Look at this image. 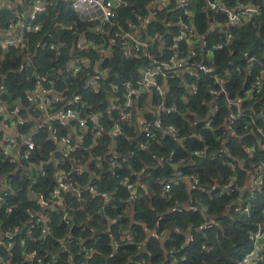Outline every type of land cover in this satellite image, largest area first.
Returning <instances> with one entry per match:
<instances>
[{"label":"trees","instance_id":"1","mask_svg":"<svg viewBox=\"0 0 264 264\" xmlns=\"http://www.w3.org/2000/svg\"><path fill=\"white\" fill-rule=\"evenodd\" d=\"M148 1L125 0L117 10V20L123 24L128 19L134 20L145 11ZM191 1L189 10L198 32L205 33L209 42L218 40L220 29L204 9V0ZM223 1L228 5L235 2ZM240 1L258 5L261 11L243 24L232 27L231 39L215 51L212 63L223 71L224 87L231 98L242 99L245 91L261 80V93L241 103L242 112L253 109L257 114L264 109V0ZM63 9H66V16L61 21L81 30L89 27V24L79 23L70 9ZM53 12V8L49 7L41 17L45 29L53 25ZM8 13L7 9L0 11V22H4ZM167 14L162 10L158 20L148 25L147 31L165 32L167 27L161 19ZM175 14L171 13L173 16ZM216 19L222 20L221 17ZM168 31L169 35L165 37L167 44L172 40L175 27H169ZM61 35L69 40L64 32ZM34 49V66L39 71H47V67L55 63V57L34 46L29 52L21 47L11 49L0 58V86L5 90L3 99L7 103L13 105L17 100L25 103L24 93L33 86L34 80L31 71L21 69L22 54L33 53ZM63 51L67 53L68 47ZM151 53L165 57L169 51L165 49L159 53L154 48ZM87 55L90 59L96 58L92 51ZM249 55H255L262 65L254 63L247 74ZM63 61L58 59L59 64ZM146 62L144 56L126 59L115 52L104 62L107 68L105 82L120 84L126 79H133ZM87 75L88 69H82L75 80L59 82L58 87L60 84V87H67L70 93H82L95 108L102 109L106 90L110 89L105 86L100 94L84 89L83 82ZM185 79L200 86L207 80L200 72ZM169 83L171 88L164 97L169 109L161 113L163 128L155 130L154 140L147 141L140 134L133 112L128 122L122 125L121 135L114 139L116 154L111 153L112 140L105 134L96 144L80 146L61 161L62 164L55 163L51 160L56 158V154L51 153L55 146L42 132L33 135L35 150L28 160L14 165L0 156V182L6 176L13 190L7 196L5 205H0V234L8 230L13 234L4 236L2 240L16 241L9 264H34L22 261V252L33 249L45 256L48 264H70L67 253L74 254V262L79 261L82 259L80 249L83 245L93 250L88 264H234L252 251L254 245L250 233L257 223L264 224V182L256 187L249 215H243L240 211L245 202L243 195L240 192L230 193L225 190V185L236 183L239 187L244 186L249 175L255 173L262 161L264 164V120L255 116V125L248 124L242 115L228 128L227 117L236 112V108H228L220 95L215 100L218 112L207 126L200 121L213 100V95L206 90L207 83L201 90L202 94H190L180 79ZM156 99L159 100L158 97ZM145 118L151 119V115ZM110 120L104 112L103 123L106 127ZM169 125L178 128L183 140L179 141L169 134L165 128ZM256 127H260L262 133L257 132ZM27 129V124L20 128L22 132ZM146 141L147 145L142 147L140 144ZM96 156L101 158V164H97ZM29 162L40 166L41 170L38 169L35 178L27 168ZM74 163L83 167L80 173L71 171ZM60 170L69 172L73 184L81 187L80 197L72 190L66 191L62 196V206L46 209L49 221L45 237L41 236L42 227L34 229L32 235L26 234L23 226L30 219L26 209L38 208L29 200V191L48 196L56 185L55 175ZM178 171L183 176L177 177ZM192 176L196 177L197 182ZM124 177L133 183V190L127 187ZM172 178L175 179L171 187L165 190L164 184ZM90 185L96 188L95 193L89 192ZM103 193L110 194L108 201ZM6 207L11 209L7 210ZM64 212L69 214L70 227L62 218ZM205 222L210 226L202 227ZM125 232L132 235L131 240L123 239ZM189 235L192 236L191 241ZM21 239L24 245L19 243ZM67 239L70 242L67 250H63L62 242ZM142 243L146 251L138 255ZM0 251L2 255L6 254L2 247ZM170 253L174 254V258L170 257ZM142 259L144 262L140 263ZM260 262L264 264V253Z\"/></svg>","mask_w":264,"mask_h":264},{"label":"built area","instance_id":"2","mask_svg":"<svg viewBox=\"0 0 264 264\" xmlns=\"http://www.w3.org/2000/svg\"><path fill=\"white\" fill-rule=\"evenodd\" d=\"M124 1L0 0V11L9 10L4 22H0V58L11 49L21 47L29 52L33 46L36 49L50 52L55 57V63L43 72L34 66L35 49L33 53L22 54L21 69L31 71L34 80L33 86L24 93L25 103L20 100L13 105L7 103L3 99L5 90L3 86H0V156L2 160L14 165L28 160L35 150L33 135L42 132L46 133V138L52 140L55 146L51 151L56 154V158L52 159L55 163L62 164L61 161L68 158L80 146L96 144L105 134L109 135L112 140L111 153L116 154L114 139L121 135L122 125L128 122L129 117L133 112L135 113L137 108L144 105L146 98L151 106V119L144 118L139 125V130L147 141L154 140L155 130L163 128L161 113L169 109L164 103V97L171 88L169 81L176 79H180L181 84H184L190 94H202L201 90L207 83L206 90L213 95L207 112L208 118L204 121L207 126L213 122V115L218 112L215 100L220 95L225 99L228 108H236V112H232L227 117L228 128L234 125L236 119L242 115L247 119L248 124L255 125V116L264 120V109L256 114L253 109L247 113L242 112L244 110L241 107L242 101L252 99L254 95L261 93V80L250 86L242 99L231 98L224 87L223 71L212 63L215 51L220 50L231 39L232 27L241 25L251 16L258 14L261 11L258 5L240 0H235L233 5H228L223 0H204V9L210 13L209 16L220 29V38L209 42L206 34L198 32L194 25L193 14L189 10L191 0H149L142 14H138L134 20H126L123 24L117 20V10ZM49 7L54 11L51 16L53 25L45 29L41 17L48 12ZM63 8L70 9L79 23L89 24V27L81 30L71 23L61 21L60 19L66 16L64 12L66 9ZM162 10L168 13L161 19L167 30L165 32L147 31L148 25L158 20V15ZM173 12H176L174 16L171 15ZM217 17H221L222 20H217ZM169 27H175V32L171 35V42L167 44L165 37L170 33ZM61 32H64L65 37L70 41L62 38ZM65 47H68L67 53L63 51ZM154 48L159 53L168 49L169 53L165 57L164 55L157 56L151 53ZM90 51L95 53L96 58L90 59L87 55ZM115 52H119L126 59L144 56L147 62L139 68L138 75L133 79H126L120 84L106 83L107 68L104 67V62ZM58 59L65 60L59 64ZM262 60H264V51ZM247 61V74L251 72L254 63L262 65V61L255 55L247 56ZM82 69H88V75L83 82L84 89L94 94H100L105 86L110 89V91L106 90L102 109L95 108L83 97L82 93H70L67 87H60V84L58 87L59 82L66 83L68 79L75 80ZM197 72L202 73L207 79L201 86L196 84L197 82H187L185 79L189 75H196ZM104 112L111 119L108 127L103 123ZM26 124L28 129L22 132L20 128ZM165 128L173 138L183 140L179 136L178 128L173 125ZM256 130L262 133L260 127H256ZM61 131L64 133L61 134ZM147 141L140 142V145L145 147ZM262 148L264 149V144ZM96 162L101 164L99 156H96ZM263 165L262 161L255 173L250 174L248 193L242 196L245 202L240 211L243 215L250 214L256 187L264 182ZM27 168L33 170L35 178L40 166L35 162H29ZM82 169L83 167L74 163L71 171L80 173ZM58 173L55 179L56 185L49 191L48 196L40 192L29 191V200L33 201L38 208L36 210L30 207L26 209L30 214V219L23 226L26 234L32 235L34 229L42 227L41 236L45 237L49 221L46 209L62 206V196L66 191L72 190L77 197H80L82 189L73 184L68 176L69 172L60 170ZM176 175L177 177L183 176L181 171H178ZM4 178L6 179L0 182V205H5L7 196L13 193L9 180L6 176ZM192 178L194 182H197L196 177L192 176ZM174 179L164 184L165 190H169ZM124 182H127V187L133 190L134 185L128 182L127 177H124ZM88 190L91 193L96 192L93 185L88 186ZM225 190L232 194L239 192L236 183L225 185ZM102 195L105 196L106 201L110 199L108 197L110 194L103 193ZM6 209L11 208L6 207ZM62 218L67 227H70L69 214L64 212ZM208 226L210 224L206 222L202 225V227ZM12 235L10 230L0 234V248L6 251L5 255H2L0 251V264L11 263L12 250L16 241L11 239L3 242L2 238ZM123 239L131 240L132 235L125 232ZM250 239L254 245L252 251L234 264H249L254 252H257L259 260L261 259L264 253V224L257 223L250 233ZM189 240H192L191 235H189ZM69 242V239L62 242L63 250H67ZM19 243L24 245V240H19ZM139 248H141L140 245ZM80 252H82V259L76 262H74V254L67 253L70 264H88V259L93 252L92 248L83 245ZM170 257L174 258V254L170 253ZM22 261L48 264L45 256L39 255L35 249L24 250ZM143 262L142 259L140 263Z\"/></svg>","mask_w":264,"mask_h":264},{"label":"crops","instance_id":"3","mask_svg":"<svg viewBox=\"0 0 264 264\" xmlns=\"http://www.w3.org/2000/svg\"><path fill=\"white\" fill-rule=\"evenodd\" d=\"M150 105L148 104V98H146L145 100V103L142 107H139L136 109L135 111V118L138 122V124L140 125L141 121L146 117V114L148 115H151V110H150ZM52 160V159H51ZM40 169V168H39ZM30 171H33V170H30ZM59 173L57 172L56 175H55V178L57 177ZM33 175V174H32ZM249 178H250V175H249ZM245 185L242 186V187H239V192L244 196L248 193V190H245V189H248L250 187V184H249V179L247 181H245L244 183ZM252 259V260H251ZM256 259V260H255ZM261 259H262V256H261ZM261 259L259 260L258 258V253L257 252H254L250 258V262L249 264H262L260 261ZM256 261V262H255Z\"/></svg>","mask_w":264,"mask_h":264},{"label":"water","instance_id":"4","mask_svg":"<svg viewBox=\"0 0 264 264\" xmlns=\"http://www.w3.org/2000/svg\"><path fill=\"white\" fill-rule=\"evenodd\" d=\"M208 115H209V114L207 113V114L205 115L204 118L200 119V121H201V122H204V121L208 118ZM40 170H41V169H40ZM32 174H33V171L30 172V175H32ZM114 193H115V191L113 192V194H114ZM140 247H141V248H140V250H139V252H138V255L146 251L144 243L140 244Z\"/></svg>","mask_w":264,"mask_h":264}]
</instances>
